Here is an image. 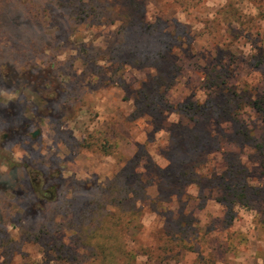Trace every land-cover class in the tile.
Instances as JSON below:
<instances>
[{
    "label": "rangeland",
    "instance_id": "1",
    "mask_svg": "<svg viewBox=\"0 0 264 264\" xmlns=\"http://www.w3.org/2000/svg\"><path fill=\"white\" fill-rule=\"evenodd\" d=\"M135 1L0 0V264H100L83 246L94 230L128 264L136 235L150 245L182 221L198 236L190 228L195 246L179 264H264L257 208L235 206L225 223L219 186L240 160L264 212L259 157L235 134L246 123L261 142L263 122L249 108L235 125L166 105L158 115L145 106L152 71L131 61L152 44L119 29L128 18H160L163 33L186 26L181 48L164 53L181 66L174 105L228 63L229 83L264 96V0ZM228 233L226 249L202 242Z\"/></svg>",
    "mask_w": 264,
    "mask_h": 264
},
{
    "label": "trees",
    "instance_id": "2",
    "mask_svg": "<svg viewBox=\"0 0 264 264\" xmlns=\"http://www.w3.org/2000/svg\"><path fill=\"white\" fill-rule=\"evenodd\" d=\"M128 1L129 4L131 2H133V5L137 4L135 0ZM232 13L233 11L231 14ZM239 16L240 14H238L237 18ZM127 17L128 15L124 16V18ZM248 19L249 18L247 17L246 21H248ZM160 21V18H155L154 22H145L144 19H142L138 22L135 21L136 23L133 22V20L130 21L129 18L120 20L121 24L119 29L121 32L123 30V33H126V28L131 25V27H134L135 29V33L133 34L144 38V33L152 44L151 46L146 43L147 49L142 51V57H133L131 59L132 66L147 67L152 71V74H150L149 77L150 89L148 94H145V96H147L145 99V106L154 109V112L158 115L162 112L161 105H166L167 108L177 107L178 111H181L184 114L186 113L189 116L230 120L233 121L234 125L238 124L240 121L244 122L240 117L244 114L246 108H249V110L255 111L256 115L259 116L264 124V96L259 92H251L249 89L243 90L238 84L232 85V83H229V63L222 64L215 74L207 70L203 79V84L201 85L202 87H196V90H194L196 97H192L193 99H185L186 101L184 100V102L174 105L170 99L168 91L177 78L175 76L181 71V66L176 60L171 63L164 60L166 59L164 53H170L171 49L173 51V49L177 50L181 48L182 43H184L182 34H184L183 30L186 26L180 24L179 29L174 28L163 33L161 29L159 31ZM248 26H251L249 22L246 25V28ZM133 34L131 36H133ZM260 51L261 49H257L259 60H262L264 55L259 54ZM134 52L136 54L138 53V51ZM172 53L176 54L175 52ZM35 71L36 69H34V73ZM235 134L239 137L241 142H247L251 152L259 157L258 160H260V165H258V167H260L259 169L264 176V139H262L261 142L255 141L257 139L253 136L254 133L248 128L246 123H244L243 126H238ZM197 144H199L198 141L195 142L193 148L189 149L195 152L197 150ZM237 161L230 162L225 168V172L220 176L221 181L219 186L224 195V197H222V202L226 208L225 223H230L231 218L233 217L228 213L229 210L237 212L235 206H245L249 208V210L257 208L255 213L258 215V224L262 230L264 227V212L260 211L254 202L260 193L256 190L253 191L254 188L252 185H248L244 179V175H241V172L245 170V163L240 160ZM190 171H192L191 166L186 167V169L180 173V177H178L179 180H182L181 178L185 175L186 180L189 179V176L193 174ZM183 179L185 180V178ZM152 204L157 206L158 203ZM135 223L137 224V220L134 224ZM136 226H139L140 228L144 227L142 223ZM97 227L98 226H96V228ZM190 228L191 227L183 221L180 223L178 231L173 232L170 235H165V232H162L161 228H157V237L150 243V245L142 242V238L139 237V234L136 235L133 248L131 251H127V257L129 259L128 264H179V255L195 246V238L187 237V233L192 229V231L198 236V232L194 231L193 228ZM94 235L95 230L90 235L86 234L83 246L85 247L87 244L88 249H94L90 250L89 253L94 252L97 256H95L96 259L101 262L100 264H117L116 262H118L120 257L125 254L123 253L122 245L120 251H122L123 254L119 255L118 252L116 253L119 246L108 251L112 245L115 246V238H111V240H103L104 235ZM231 237V233H228L227 237L223 238L225 240L218 237L207 239V237L202 236V242H206L208 247H212V249L223 250L227 248L228 242H231L229 241ZM229 244H232V242ZM166 259L167 262L165 263L164 261ZM174 259L177 260L174 261Z\"/></svg>",
    "mask_w": 264,
    "mask_h": 264
},
{
    "label": "water",
    "instance_id": "3",
    "mask_svg": "<svg viewBox=\"0 0 264 264\" xmlns=\"http://www.w3.org/2000/svg\"><path fill=\"white\" fill-rule=\"evenodd\" d=\"M37 132H38V131L33 132V136H35V135L37 134Z\"/></svg>",
    "mask_w": 264,
    "mask_h": 264
},
{
    "label": "flooded vegetation",
    "instance_id": "4",
    "mask_svg": "<svg viewBox=\"0 0 264 264\" xmlns=\"http://www.w3.org/2000/svg\"><path fill=\"white\" fill-rule=\"evenodd\" d=\"M33 135V134H32Z\"/></svg>",
    "mask_w": 264,
    "mask_h": 264
}]
</instances>
